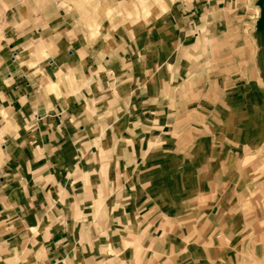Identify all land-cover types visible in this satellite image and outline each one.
<instances>
[{"label": "crops", "instance_id": "1", "mask_svg": "<svg viewBox=\"0 0 264 264\" xmlns=\"http://www.w3.org/2000/svg\"><path fill=\"white\" fill-rule=\"evenodd\" d=\"M0 264H264V0H12Z\"/></svg>", "mask_w": 264, "mask_h": 264}, {"label": "rangeland", "instance_id": "2", "mask_svg": "<svg viewBox=\"0 0 264 264\" xmlns=\"http://www.w3.org/2000/svg\"><path fill=\"white\" fill-rule=\"evenodd\" d=\"M16 1H22V0H15V2ZM11 2L12 0H0V25L4 12L6 11V9L8 8Z\"/></svg>", "mask_w": 264, "mask_h": 264}]
</instances>
